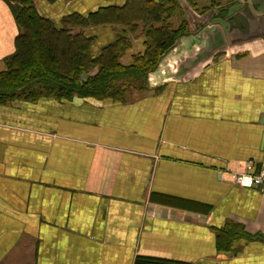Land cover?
I'll list each match as a JSON object with an SVG mask.
<instances>
[{"label": "crops", "instance_id": "0c3cea01", "mask_svg": "<svg viewBox=\"0 0 264 264\" xmlns=\"http://www.w3.org/2000/svg\"><path fill=\"white\" fill-rule=\"evenodd\" d=\"M126 1L32 3L61 28L67 15ZM185 2L171 23L193 30L141 89L0 104V264H264V194L229 177L246 162L258 169L264 156V39L203 33L216 12L196 14ZM84 32L93 57L123 34ZM18 34L0 0V73ZM126 36L123 67L145 50L141 33ZM229 224L243 230L230 249L218 242Z\"/></svg>", "mask_w": 264, "mask_h": 264}, {"label": "trees", "instance_id": "16d2710c", "mask_svg": "<svg viewBox=\"0 0 264 264\" xmlns=\"http://www.w3.org/2000/svg\"><path fill=\"white\" fill-rule=\"evenodd\" d=\"M7 1L19 34L16 50L6 58V70L0 73V104L40 97L107 99L122 96L132 88L139 90L145 76L186 33L185 21L178 29L171 23L176 15L183 16L179 0H127L123 6L101 7L87 16L67 15L61 28L41 17L32 0ZM186 1L196 8L194 0ZM202 1L207 4L205 10L221 6L220 0ZM106 26L120 27L123 34L93 57V38L85 36L84 31ZM128 33H141L145 50L131 66L123 67L119 60L131 49ZM235 231L243 235L240 226L229 224L218 235L219 245L230 249L241 237ZM136 264L171 263L141 258Z\"/></svg>", "mask_w": 264, "mask_h": 264}, {"label": "water", "instance_id": "95a60500", "mask_svg": "<svg viewBox=\"0 0 264 264\" xmlns=\"http://www.w3.org/2000/svg\"><path fill=\"white\" fill-rule=\"evenodd\" d=\"M239 1V0H238ZM226 11V16L221 18H214L204 29L203 33L211 32L215 27L221 29L224 37L235 38L231 34L237 31H243V40L248 38H256L261 37L264 39V1L260 0L258 2L253 3L252 5H244L238 2L236 5L231 7H221L215 10L217 11ZM255 14V22L253 25L249 23V20L244 15L245 13ZM209 16V15H208ZM257 31L254 32L253 27ZM253 31V32H252Z\"/></svg>", "mask_w": 264, "mask_h": 264}, {"label": "built area", "instance_id": "2783aa9c", "mask_svg": "<svg viewBox=\"0 0 264 264\" xmlns=\"http://www.w3.org/2000/svg\"><path fill=\"white\" fill-rule=\"evenodd\" d=\"M231 181L242 189H257L264 194V156L259 168L252 162H246L238 167L237 172L229 175Z\"/></svg>", "mask_w": 264, "mask_h": 264}, {"label": "rangeland", "instance_id": "374dc122", "mask_svg": "<svg viewBox=\"0 0 264 264\" xmlns=\"http://www.w3.org/2000/svg\"><path fill=\"white\" fill-rule=\"evenodd\" d=\"M181 1V3L182 4H184V5H186V2H185V0H180ZM235 0H220V3H221V6L220 7H218V8H221L223 5H225V4H230V3H232V2H234ZM238 1V0H237ZM206 3L205 2H203L202 0H197L196 1V8H191L190 6H188L190 9H192V10H194L195 11V13L196 14H201V15H209L210 13H208V12H214V10H217L218 8H215V9H211V11L210 10H205V8H206ZM185 9L186 10H188L187 9V5L185 6ZM187 12V11H186ZM185 15V14H184ZM189 15H191V14H189ZM189 15H185V17H187V16H189ZM205 17V16H204ZM197 20H199L198 18H197ZM206 23H203V24H198L199 25V27H202V26H204ZM190 25L192 26L193 24H186L185 25V29H186V31L188 32V30H193L191 27H190Z\"/></svg>", "mask_w": 264, "mask_h": 264}, {"label": "flooded vegetation", "instance_id": "af4514ba", "mask_svg": "<svg viewBox=\"0 0 264 264\" xmlns=\"http://www.w3.org/2000/svg\"><path fill=\"white\" fill-rule=\"evenodd\" d=\"M238 3V1L237 0H235L234 2H232V3H230L228 6H226V7H231V6H234V5H236ZM208 13H210L209 15H211V13L212 12H208ZM246 17H247V19L249 20V23L251 24V25H253L254 24V20L256 19L254 16H255V14H251V13H249L248 11H247V13H245L244 14ZM226 16V11H217L216 12V14H214L213 15V18L215 17V18H221V19H223L224 17ZM254 21V22H253ZM256 26H254L253 27V30H254V32L255 31H257V29L255 28ZM242 32L243 31H237V32H234V33H232L231 35L233 36V37H235L234 38V40H236V41H238V42H240V41H242V38L241 37H243V34H242ZM253 32V31H252Z\"/></svg>", "mask_w": 264, "mask_h": 264}]
</instances>
